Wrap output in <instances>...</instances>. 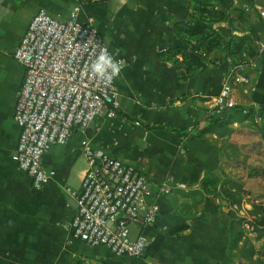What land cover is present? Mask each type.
I'll return each mask as SVG.
<instances>
[{"label": "crops", "instance_id": "0c3cea01", "mask_svg": "<svg viewBox=\"0 0 264 264\" xmlns=\"http://www.w3.org/2000/svg\"><path fill=\"white\" fill-rule=\"evenodd\" d=\"M189 0H83L77 17L91 20L110 50L124 59L114 79L115 103L87 127L75 129L64 143H52L42 156L46 179L40 188L18 168L12 153L19 129L12 108L24 70L12 55L30 17L40 7L65 17L74 0H0V264H243L228 250V205L213 193L203 192L200 180L220 173L224 156L207 137H187L173 128L190 130L208 116L210 101L227 71L228 61L216 51H190L197 73L180 79L173 62L160 51L190 44L176 35L175 20L188 18ZM226 14L243 6L248 23L243 27L256 42L264 40V22L258 8L264 0H217ZM228 17L213 22L222 35L240 33ZM243 29V28H241ZM255 82L240 85L234 96L249 114L230 110L218 116L228 127L257 125L264 132V53L254 58ZM218 144L220 141L217 142ZM83 146L107 151L134 163L153 181L169 177L170 193L158 196L159 215L145 231L151 244L143 256L118 257L104 245L72 238L69 220L75 202L68 189L79 186L86 166ZM225 170H228L226 168ZM178 182L186 187H177ZM243 202L238 214L248 215ZM248 217V216H247ZM180 223L189 225L171 234ZM253 262L264 264V235L254 239ZM234 255V256H233ZM259 257V258H258ZM260 257H263L260 260Z\"/></svg>", "mask_w": 264, "mask_h": 264}, {"label": "built area", "instance_id": "2783aa9c", "mask_svg": "<svg viewBox=\"0 0 264 264\" xmlns=\"http://www.w3.org/2000/svg\"><path fill=\"white\" fill-rule=\"evenodd\" d=\"M82 1L74 0L65 17L38 8L13 48L12 55L24 74L12 108L19 129L12 159L28 174L34 188L46 179L42 156L52 143H64L104 109L113 113L109 105L115 103L114 79L96 78L91 64L102 47L123 65L124 59L110 50L93 21L78 19ZM258 15L264 22V7L258 8ZM259 53H264V40L257 45ZM254 65V59L248 58L227 69L211 98L208 115L220 116L233 109L248 112L239 106L231 82L247 81L238 70ZM83 149L86 166L79 186L68 189L76 204L69 220L72 238L104 245L118 257L143 256L151 244L145 228L159 215L157 198L170 193L174 184L169 177L153 181L134 163L107 151ZM175 185L187 186L184 182Z\"/></svg>", "mask_w": 264, "mask_h": 264}, {"label": "trees", "instance_id": "16d2710c", "mask_svg": "<svg viewBox=\"0 0 264 264\" xmlns=\"http://www.w3.org/2000/svg\"><path fill=\"white\" fill-rule=\"evenodd\" d=\"M226 17L232 26H234L232 21L237 20L236 26L240 28V33L224 36L212 26L213 22ZM248 19L243 6H234L232 11L226 14L218 7L217 0H189L188 18L175 20L172 27L178 37L190 44V49L177 45L160 51V54L173 62L180 79L197 73L196 66L190 57L191 50L201 49L206 53L216 51L221 61L230 57L231 62L227 65L229 68L233 64L257 55L256 42L249 33L244 32L245 28L240 24L248 23ZM238 72L247 78V81L239 82L245 86H251L258 76L257 71L250 66H244ZM247 108L246 114H249L252 108ZM233 110L241 112L239 109ZM227 124V120L208 115L190 130L173 129L176 134L187 137L216 135L211 142L224 156L223 164L219 166L220 173L205 174L200 180V186L203 192L221 196L229 207L226 211L228 250L230 252L235 250L238 259L243 258L252 262L251 264H257L253 263L252 256L260 250L254 248L245 225L250 226L249 231L254 233V239L264 235V132L257 125L230 129ZM218 141H220L219 144ZM226 168L228 170H225ZM243 202L251 204L252 208L248 210L252 215L251 218L238 214ZM188 227V224L180 223L172 228L170 233L175 234ZM262 249L264 253V247Z\"/></svg>", "mask_w": 264, "mask_h": 264}, {"label": "clouds", "instance_id": "9594fccd", "mask_svg": "<svg viewBox=\"0 0 264 264\" xmlns=\"http://www.w3.org/2000/svg\"><path fill=\"white\" fill-rule=\"evenodd\" d=\"M122 70L123 62L116 60L106 47L100 49L99 54L91 64V73L96 78L106 81L118 78Z\"/></svg>", "mask_w": 264, "mask_h": 264}, {"label": "rangeland", "instance_id": "374dc122", "mask_svg": "<svg viewBox=\"0 0 264 264\" xmlns=\"http://www.w3.org/2000/svg\"><path fill=\"white\" fill-rule=\"evenodd\" d=\"M242 26L243 25H245V23H240ZM231 84H232V88H233V91H234V93L236 94V96H239L240 95V83L239 82H235V81H232L231 82ZM239 211V210H238ZM245 216H248V218H251L252 217V215L251 214H246ZM245 229L246 230H250V226H248V225H245ZM253 233V232H252ZM132 234H134V231H132ZM264 237V236H263ZM234 256V255H233ZM259 258V257H258ZM263 259V257H260V260H262ZM244 264H251L252 262H250V261H248V260H244ZM254 263V262H253Z\"/></svg>", "mask_w": 264, "mask_h": 264}]
</instances>
